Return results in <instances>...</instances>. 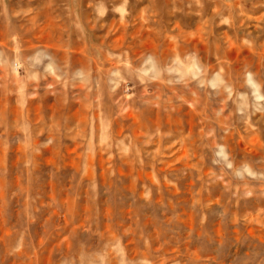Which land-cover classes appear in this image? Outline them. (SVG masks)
Listing matches in <instances>:
<instances>
[{
	"label": "rangeland",
	"instance_id": "obj_1",
	"mask_svg": "<svg viewBox=\"0 0 264 264\" xmlns=\"http://www.w3.org/2000/svg\"><path fill=\"white\" fill-rule=\"evenodd\" d=\"M0 264H264V0H0Z\"/></svg>",
	"mask_w": 264,
	"mask_h": 264
}]
</instances>
